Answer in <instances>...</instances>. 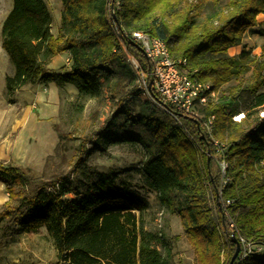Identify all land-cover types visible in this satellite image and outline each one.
I'll list each match as a JSON object with an SVG mask.
<instances>
[{
  "label": "trees",
  "instance_id": "1",
  "mask_svg": "<svg viewBox=\"0 0 264 264\" xmlns=\"http://www.w3.org/2000/svg\"><path fill=\"white\" fill-rule=\"evenodd\" d=\"M205 1L215 9L198 22L192 0H60L54 36L44 0H12L1 26V48L13 68L4 89L11 95L24 85L52 82L74 87L83 101L106 89L116 108L95 145L144 147V184L163 211L179 218L193 264H230L234 238L240 251L232 264H264V118H253V110L264 108V65L245 49L236 58L228 53L258 26L264 0ZM135 31L163 41L173 59L186 60L188 72L218 93L201 114L214 116L212 136L225 147L230 182L221 194L219 151L199 120L162 108L153 85L148 89L152 62L133 45ZM257 34L264 36V28ZM61 53L69 54V69L49 72L46 66ZM249 66L252 81L241 87ZM139 76L147 83L145 98L137 90ZM233 79L237 86L226 89L227 97L221 87ZM240 87L250 110L235 122ZM62 179L0 164L8 196L0 210L2 235L45 228L58 258L69 264H173L164 237L143 229L146 200L115 187L112 178L84 193L66 189ZM68 192L75 200L63 199ZM239 238L252 244L243 258Z\"/></svg>",
  "mask_w": 264,
  "mask_h": 264
},
{
  "label": "rangeland",
  "instance_id": "2",
  "mask_svg": "<svg viewBox=\"0 0 264 264\" xmlns=\"http://www.w3.org/2000/svg\"><path fill=\"white\" fill-rule=\"evenodd\" d=\"M192 1L199 5L198 22L214 12L215 8L207 1ZM44 2L52 15L51 33L55 36L62 11L61 2ZM11 4L12 0H0V164L28 170L46 180L51 176L62 177L66 189H76L81 193L103 179L112 178L115 187H122L148 202L149 207L141 219L143 229L164 237L173 264H193L192 250L179 218L163 211L155 193L144 184L140 173L146 155L144 147L141 144L121 143L103 149L95 145L116 108L106 89L99 97L85 101L77 98L74 87L57 86L52 82L24 85L11 95L5 93V77L13 74V68L1 48V26ZM257 20L258 26L245 32L241 44L228 51L229 56L236 58L245 49L257 63L264 65V36L257 34L258 30L264 28V17L260 15ZM60 60L63 65L59 63L54 70L46 66V69L51 73L66 72L70 65L66 66V61ZM253 67L249 66L242 74L241 87L251 83ZM237 82L233 79L222 86L224 95L231 96L226 89L237 86ZM136 84L140 96L145 98L147 95L140 76ZM241 87L232 121L234 117H239L241 122L246 111L250 110V100ZM261 92H264V87ZM215 94L217 100L218 93L215 91ZM253 112V118L256 114L262 118L264 108ZM75 198L69 192L63 196L65 200ZM7 199L5 186L0 183V210ZM1 228L0 225V264H69L58 258L53 239L45 228L36 233H22L15 229L5 237Z\"/></svg>",
  "mask_w": 264,
  "mask_h": 264
},
{
  "label": "built area",
  "instance_id": "3",
  "mask_svg": "<svg viewBox=\"0 0 264 264\" xmlns=\"http://www.w3.org/2000/svg\"><path fill=\"white\" fill-rule=\"evenodd\" d=\"M131 41L137 44L145 56L152 62L151 79L153 88L158 95L161 107L171 106L175 112L201 122L204 132L210 137V141L219 151L217 155L218 169L220 173L219 194L228 186L230 177L228 174V163L224 154V144H220L212 136L214 128V116L204 118L201 109L207 107L216 98L215 91L210 84L203 83L188 72L187 62L184 59L175 60L169 53L168 46L161 40L150 35L135 31L130 35ZM137 70L135 61H131ZM142 83L146 89V80L143 76ZM261 117L264 118L263 112ZM233 121L239 122V117H234ZM225 206L230 204L229 200L224 202ZM233 228V224H229ZM243 246L245 257L250 252L252 244L239 238Z\"/></svg>",
  "mask_w": 264,
  "mask_h": 264
},
{
  "label": "crops",
  "instance_id": "4",
  "mask_svg": "<svg viewBox=\"0 0 264 264\" xmlns=\"http://www.w3.org/2000/svg\"><path fill=\"white\" fill-rule=\"evenodd\" d=\"M59 59V60H58ZM60 59H64L66 61L65 65L67 66L68 64L70 65V62H69V54L68 53H61V54H58L57 56H55L51 61L50 63L47 65V69H51V70H54V67L56 68L59 63H62V61ZM58 63V64H57ZM63 65V63H62ZM69 69V66H67V68L65 70H68ZM55 73V72H54ZM70 86V85H69Z\"/></svg>",
  "mask_w": 264,
  "mask_h": 264
},
{
  "label": "water",
  "instance_id": "5",
  "mask_svg": "<svg viewBox=\"0 0 264 264\" xmlns=\"http://www.w3.org/2000/svg\"><path fill=\"white\" fill-rule=\"evenodd\" d=\"M132 43H133V45H135L136 47L141 49L137 44H135L134 42H132ZM151 86H152V79H150L148 81V89H151ZM233 243L235 244L236 249H235V252H234V254H233V256H232V258L230 260V264H232L235 261V259L237 258V255H238V253L240 251V244H239V242L237 241L236 238L233 239Z\"/></svg>",
  "mask_w": 264,
  "mask_h": 264
}]
</instances>
